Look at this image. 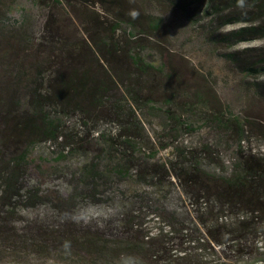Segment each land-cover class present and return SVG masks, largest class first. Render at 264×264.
Returning <instances> with one entry per match:
<instances>
[{"label":"trees","instance_id":"obj_1","mask_svg":"<svg viewBox=\"0 0 264 264\" xmlns=\"http://www.w3.org/2000/svg\"><path fill=\"white\" fill-rule=\"evenodd\" d=\"M109 1L111 18L89 16L96 28L81 44L72 22L70 30L51 26L48 39L29 34L24 18L12 27L17 36L0 33V264L264 263V152L245 145L253 125L222 107L198 113L193 99L211 93L221 105L217 92L204 79L200 94L195 84L185 94L169 49L138 46L146 33L135 34L136 25L158 34L162 16L136 0ZM150 1L211 29L214 45L264 38V0ZM14 5L0 0V17ZM235 23L242 25L222 32ZM223 56L253 78L244 86L264 103V81L254 79L264 75V49L243 63L236 51ZM149 116L175 140L210 125L234 156L228 165L208 157L213 164L205 168L196 149L184 146L176 169L157 158L144 125ZM42 142L59 148L56 167L70 173V189H53L41 175L33 180ZM89 204L112 210L77 220ZM42 206L52 215L24 213Z\"/></svg>","mask_w":264,"mask_h":264},{"label":"rangeland","instance_id":"obj_2","mask_svg":"<svg viewBox=\"0 0 264 264\" xmlns=\"http://www.w3.org/2000/svg\"><path fill=\"white\" fill-rule=\"evenodd\" d=\"M5 1H10L15 5L6 15L1 13L0 22L4 26L0 27V33H6L9 37L17 36L20 30L12 27L20 24L24 18L27 20L29 34L33 35L37 40L48 39L51 26L58 23L63 26L68 24L66 27H68L67 30H70L71 27L69 26H71L70 23L72 22L74 25V27L72 26L73 34L76 36V41L80 44L87 40L91 31L93 32L92 28H96L93 24L90 29L89 16L94 15L95 18L101 20L110 19L113 10H116L114 8L115 4H111L109 0H59V7L55 5L56 0ZM136 1L143 11L153 12L162 16L165 26V31L152 34V31H145L140 25H136L133 30L135 34L137 32L146 33L137 36L138 46H143L141 48L160 49V45L169 49L167 53L170 56L171 66L180 76L182 73L184 74L180 77V80L186 85L185 91L187 93L185 94L187 95L191 92L188 91L189 84H195L194 88L200 94L201 88H203L200 84L205 79V84L211 88V92H217L221 105L211 98V93L209 95L202 93L200 94L201 98L193 99L197 112L210 114L211 110H217L222 107L240 116L244 122L252 124L254 128V133L250 136L249 142H245V145L250 146L255 151L264 152V103L256 92L244 86L246 82L253 80V78L245 77L237 64L231 63L223 56L225 52L236 51L243 60L242 62L240 61L241 63L245 62L244 59L246 58H255L264 49V38L241 42L233 47H226L224 44L214 45L211 42L212 37L209 35L211 29H204L199 26V23L187 20L182 11L175 9L169 3L159 4L150 0ZM191 1L185 0L186 3ZM67 2H70V6ZM193 8L194 5L188 7V13L194 12ZM71 11L72 14H70ZM208 18H204L201 22L207 21ZM241 25L240 23L231 24L226 26L222 32L236 29ZM128 34H130V31L126 33V36H129ZM0 78H2L1 67ZM254 79L258 82L264 81V75ZM65 120L69 121L67 118ZM144 125L157 148L155 149L157 150V158L168 163L172 162V165H170L175 166L176 169L182 167V157L179 152L184 146H192L196 149L198 158L205 168L212 167L213 163L211 162L210 164L209 158L211 160L220 158L225 161V165H228L234 156L232 150L228 149L225 144L224 138L219 137L217 130L215 128L213 130L210 125H206V127L195 133L185 134L176 140L170 133L169 128L163 125L158 117H147ZM176 145L178 147H175ZM163 146H167V148L161 149ZM204 146L210 148L213 154L205 156ZM58 151L59 148L50 142L39 143L35 148V162L32 163L29 172H31L33 180H36L41 175V180L47 186L63 191L70 189L72 182L70 173L58 171L61 166L56 167L58 162L55 158ZM79 160L75 158L73 162L76 163ZM111 210L110 204H89L77 212L75 218L81 220L90 216L99 217ZM24 213L31 217L37 214L52 215V211L48 207L43 206L28 209ZM39 264L61 263L40 261Z\"/></svg>","mask_w":264,"mask_h":264}]
</instances>
